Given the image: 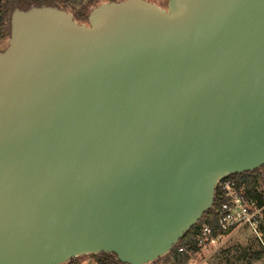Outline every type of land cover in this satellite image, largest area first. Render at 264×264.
Segmentation results:
<instances>
[{"label": "water", "instance_id": "1", "mask_svg": "<svg viewBox=\"0 0 264 264\" xmlns=\"http://www.w3.org/2000/svg\"><path fill=\"white\" fill-rule=\"evenodd\" d=\"M264 167V0L14 10L0 50V264H150Z\"/></svg>", "mask_w": 264, "mask_h": 264}, {"label": "trees", "instance_id": "2", "mask_svg": "<svg viewBox=\"0 0 264 264\" xmlns=\"http://www.w3.org/2000/svg\"><path fill=\"white\" fill-rule=\"evenodd\" d=\"M102 0H0V50L5 48L10 32V16L14 10L26 11L31 7L49 6L56 7L68 11L73 15L75 21L86 23L89 12L99 5ZM122 0H105V2H114ZM264 175V167L241 175H234L226 178L227 180H234L243 182L246 186L247 192L253 190V187L261 176ZM218 190L215 191V198L213 208L219 203ZM207 224L213 231L216 230L215 219L212 210L206 212L200 221L193 226L179 242L172 248L169 256L172 258L174 264H187L189 255L197 253L200 249L197 247V235L200 227ZM181 249L182 252L178 253ZM223 256L228 261L230 257V250L223 252ZM96 264H121L116 260L114 255L99 254L96 256ZM244 257L248 260L250 258H264V252H257L255 255L247 252ZM69 264H77V260H72Z\"/></svg>", "mask_w": 264, "mask_h": 264}, {"label": "built area", "instance_id": "3", "mask_svg": "<svg viewBox=\"0 0 264 264\" xmlns=\"http://www.w3.org/2000/svg\"><path fill=\"white\" fill-rule=\"evenodd\" d=\"M216 190L219 203L211 209L216 230L203 224L197 235V247L221 244L233 232L246 228L255 237L260 252H264V175L249 193L243 182L226 178L218 181ZM181 252L179 249L178 253Z\"/></svg>", "mask_w": 264, "mask_h": 264}, {"label": "rangeland", "instance_id": "4", "mask_svg": "<svg viewBox=\"0 0 264 264\" xmlns=\"http://www.w3.org/2000/svg\"><path fill=\"white\" fill-rule=\"evenodd\" d=\"M160 8H165L167 0H145ZM102 3L105 0L101 1ZM79 24H82L78 22ZM230 250V257L226 262L223 252ZM260 252L255 237L246 228L237 230L230 234L221 244L209 245L201 248L197 253L189 255L187 264H264V258H250L247 260L244 254ZM97 255L76 258L79 264H96ZM150 264H174L172 258L167 254Z\"/></svg>", "mask_w": 264, "mask_h": 264}]
</instances>
